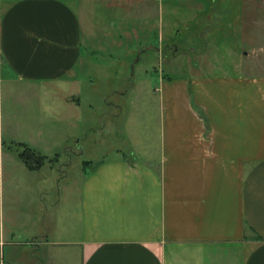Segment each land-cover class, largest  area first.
I'll return each instance as SVG.
<instances>
[{"label": "crops", "instance_id": "1", "mask_svg": "<svg viewBox=\"0 0 264 264\" xmlns=\"http://www.w3.org/2000/svg\"><path fill=\"white\" fill-rule=\"evenodd\" d=\"M85 17L65 0H0V250L17 248L11 264H264V65L236 62L216 81L167 79L155 160L103 164L78 205L71 193L52 213L28 205L46 166L30 171L18 145L49 160L65 147L81 115H41L42 99L59 92L73 113L66 89L92 71L85 47L110 34L99 35L96 9ZM27 206L20 250L13 226Z\"/></svg>", "mask_w": 264, "mask_h": 264}, {"label": "rangeland", "instance_id": "2", "mask_svg": "<svg viewBox=\"0 0 264 264\" xmlns=\"http://www.w3.org/2000/svg\"><path fill=\"white\" fill-rule=\"evenodd\" d=\"M65 1L85 22L86 14L96 9L99 35L105 27L110 34L105 33V40L99 39L92 48L85 47L92 71L78 74L83 79L77 90L66 89L73 113L66 114L59 92H47L42 99L41 115H81L77 129L66 130L65 147L52 153L51 163L34 174L40 183L27 203L39 201L49 213L61 193L63 198L71 193L69 198L78 205L85 179L103 164L156 159L160 115H167L163 86L167 79L216 81L236 74L233 63L264 65V0ZM115 32L123 39L120 43L114 39ZM195 110L205 115L196 106ZM66 156L71 159L65 160ZM10 167L6 165L7 177ZM30 207L23 209L24 219L17 216L13 226L20 250L27 244L22 230ZM15 249L0 250V264H11L8 259Z\"/></svg>", "mask_w": 264, "mask_h": 264}, {"label": "trees", "instance_id": "3", "mask_svg": "<svg viewBox=\"0 0 264 264\" xmlns=\"http://www.w3.org/2000/svg\"><path fill=\"white\" fill-rule=\"evenodd\" d=\"M18 148L20 152V160L30 171H39L48 163H51L49 159L27 146L18 145Z\"/></svg>", "mask_w": 264, "mask_h": 264}]
</instances>
